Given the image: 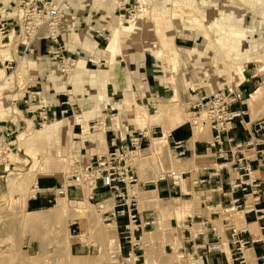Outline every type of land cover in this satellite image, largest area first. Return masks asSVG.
Wrapping results in <instances>:
<instances>
[{"label":"crops","instance_id":"0c3cea01","mask_svg":"<svg viewBox=\"0 0 264 264\" xmlns=\"http://www.w3.org/2000/svg\"><path fill=\"white\" fill-rule=\"evenodd\" d=\"M185 1L147 0L151 6L149 20L140 21L139 18L142 17L138 16L136 28L130 32H119V45L116 50L118 53L111 59L104 51L107 41L96 32L110 33L108 40L113 31L120 28L119 22L122 25L128 24L124 22L127 17L125 10L138 0H69L66 14L70 27L57 40L58 45L63 47L64 52L61 54L73 58L76 63L74 71L66 80L58 71L57 56L60 51L57 46L48 39L37 38L31 44L27 42L30 44L27 47L26 42L21 40L15 18L7 20L9 30L3 37L10 41V36L14 34L16 42L13 45L12 42L5 45L0 43V52L5 46H16L18 64L21 63L27 71L29 68L33 87L40 92L42 102L47 108V119L42 123L46 125L35 131V138L37 136V139L50 140L53 136L57 156H60L59 151L66 154L79 151L82 154V165H86L95 156L109 152L114 146L127 145L128 137L135 135L141 136L138 161L142 151L150 150L151 141L155 138L151 135L157 132L163 135L158 138L165 135L162 138L164 143L153 155L159 157V163L145 168L142 172L133 170L137 182L131 189L136 191L138 197L137 216L141 224L149 223L138 234L140 241L146 240V245H140L135 253L143 251L141 256L144 258L146 252L150 253L159 248L151 241L150 236H155L164 229L175 231L182 237L180 245H177L178 250L187 251L197 264H230V226L247 228L248 234L245 237H264V201L257 206L258 209H263V214H257V218L253 214H242L239 217L240 212L226 216L212 214L213 209L228 206L229 199L241 198L243 192L230 191L227 172L224 170L219 171V176L213 179L210 188L193 186L192 180L205 176L217 167L216 161L206 150V142L211 133L204 128L196 131L187 123L176 125L160 115L164 114L170 101L195 104L202 96H209L216 91H232L238 98L245 99L244 105L236 103L232 110L245 113L233 120L230 135L236 142L246 141L254 123L264 114V72H256L261 62L264 69V44L257 42L264 40V23L260 29L252 26L246 16L250 10L249 3L239 7V3L232 0H209L212 6L201 7L205 18L212 20L221 17L223 8L225 17L220 24L225 31L226 27L234 30L230 35L224 36L225 47H220L219 51L212 41L213 35H205L195 24H186L184 20L190 19L189 16L173 12L175 7L184 9L189 5ZM257 2L264 5V0ZM14 3L0 2V11L2 9L3 13L8 12ZM9 14L12 13L2 15ZM239 32H242L240 40ZM245 44L248 46L246 49L243 48ZM253 53L258 56H251ZM4 55L0 54V62ZM4 61L8 62L6 59ZM262 88L263 95L259 98ZM25 109L24 106L17 107L15 111H11L13 115L10 120H0V142L7 141V144H11L10 138L18 131L21 123L29 128L31 122L39 119L38 111L32 109V113L27 114ZM7 110L9 109L5 111ZM9 121L13 123L12 126H8ZM166 127L167 131L164 132ZM174 142L182 143L184 156H174ZM146 143L148 147L142 149ZM166 146L170 155L164 154ZM263 147L248 149L243 153L250 156V165L255 169L264 188V171L256 163L258 157L264 161V152L262 155L256 153ZM50 153L48 152L49 155ZM63 153L62 160L66 157ZM37 156L43 160L39 170L41 173L36 175L30 186L32 194L23 201L27 212L40 211L53 201L57 203L63 199L84 198L81 188H68L63 198L56 194V188L62 182L61 171H50L52 163H46L47 158L43 155ZM150 156L152 155L148 152V156L142 159ZM137 161L134 166L138 164ZM5 166L7 167L0 168V194L2 172H12L14 168L24 170L27 164L25 160L15 157L10 165ZM158 167H162L161 172L179 168L189 173L183 177L179 187H173L169 180H157ZM25 173L29 175L30 168ZM230 177L233 176L230 174ZM94 192L97 200L106 195L98 189ZM105 201L110 202L111 199ZM64 206L65 203L59 204L61 208ZM205 219H209L210 223L201 226ZM125 223V218L118 217L107 224L111 228L113 226V233L117 232L121 255L125 254L124 247L120 245ZM200 226L204 229L203 235L193 233L192 230L196 231L193 228ZM211 227H216L221 241L227 242L223 253L206 252L201 247L213 241ZM118 229L122 231L118 233ZM167 247L170 245L166 244L162 248L166 250ZM263 250L262 243L249 245L245 251L246 264H262L260 257ZM97 259V256H91L88 264H104Z\"/></svg>","mask_w":264,"mask_h":264},{"label":"rangeland","instance_id":"374dc122","mask_svg":"<svg viewBox=\"0 0 264 264\" xmlns=\"http://www.w3.org/2000/svg\"><path fill=\"white\" fill-rule=\"evenodd\" d=\"M10 1H14V4L16 5L19 2V0H0V2L6 3ZM58 1L59 0H56L55 2ZM234 1L239 3V7L241 5H247V3L250 4V10H248L249 12L246 13V16H248L254 28L260 29V26H262L264 23L263 3H258L257 1L259 0H252L254 2L251 0H232V2ZM138 2L139 6L135 9V13H131L133 16L130 19L126 17L128 24L124 23V25H122V22H120L122 26H129V29H131V25H133V28L131 30L128 29L129 31L127 30L126 32H130L138 26V16L142 17L139 18L140 21L147 22L149 20L151 14L150 4L147 2V0H138ZM185 2H189V5H187L184 9L181 7H175L173 12L176 13L178 11L177 14L183 12L181 14H185L186 16L190 17V19L184 20L186 24H195L197 28L203 30L204 34L206 33L208 36L213 35V37H215L214 35H217L216 32H218V30L215 29L214 31L206 32L204 23L201 22V20L211 22L214 18L212 20H207L205 16L202 18L198 13L195 16H192V13L190 14L191 16L189 15L190 11H192V8L195 10L200 9L202 6L203 8H207L205 4H201V2L196 3V0H186ZM190 3H192V5ZM17 8L18 7L15 5H12L11 10L3 13V10L1 9L0 13L1 15L13 13ZM203 8L200 10L203 11ZM221 9L223 10L222 16L217 17V22L219 24H222L221 20L225 17V11L223 8ZM20 25L22 26L21 22ZM7 29L9 30V28ZM233 31V29L230 30L229 27H226V31H224L225 37L230 35ZM7 33L8 31L5 34ZM5 34H0L1 45H5L8 42H12L11 44L13 45L14 41L16 42L14 34L10 36V41L4 39L3 36ZM24 35V31L21 29V40L23 41ZM257 42L264 44V40L261 39L257 40ZM221 46L225 47V45L221 44L216 48L220 51ZM243 48L246 49L248 46L245 44ZM15 49L16 46H5L1 48L0 52V54H5L4 59L8 60V62H5L3 59L0 62L1 121L10 120L11 115H13L11 111H15L17 107L24 106L21 99L23 98L25 89L28 85H31L32 89L30 90L38 91L33 87L34 82L33 78L29 76V68L27 71L21 63L18 64V56L15 53ZM19 56H21V54H19ZM251 56L257 57L258 54L253 53ZM111 59H113V57H111ZM256 60L258 61V58H256ZM261 66L262 64L259 63V67L256 71L257 74H262L264 72V69L260 70L263 68V66ZM29 79L32 80L29 81ZM262 95L263 88L261 89L259 98H261ZM245 98H248V96ZM6 109L9 110L6 112ZM32 109L35 110V108ZM176 115L182 117L181 119L183 123L189 120L188 114H186V111L182 108V106H180V103L176 100H173L169 102L167 109L164 110V114L160 116H162L165 120L174 121V117ZM12 124L13 123L9 121L8 126H12ZM20 125L21 126L18 128V131L14 132L10 138L11 144H7V141L0 142V152H2L0 154V168L7 167L5 166L6 164L10 165L14 161L15 157L25 160V163L27 164L24 170H18L14 168L12 172L9 170L2 172V193L0 194V264H88V259H91V256L93 255L97 256V258H99L97 260L104 264L198 263L192 255L187 253V251L178 250L177 245H180L182 237H179V234H177L175 231L169 232L164 229L159 231V233H157L155 236H150L151 241H154L155 245L157 244L159 248L150 251V253L146 252L144 258L141 256L143 251H139V253L137 251L136 255H140L138 256L137 261H134L133 259H130L127 262L124 261L123 259L127 253V250L129 249L128 243L123 240L119 234V237L121 238L120 245L124 247L125 251V254L121 255L119 253L117 232L113 233V228H111L109 225L112 230L111 231L109 226H107L110 220H107V214L104 215L103 213L112 210L114 197L109 192L100 188H98L100 192L106 193L104 198L101 200H97L95 197L92 200H89L90 196L87 195L86 190L83 187V199H63L61 201H57V203H54L53 201L52 203H49L46 208L40 211L27 212L23 206V201H26L28 196L32 194L30 193V186L35 181L36 175L41 173L39 170L41 169L43 160H40L37 155L45 156V158H47L45 159V162L52 163V165L49 167V170L61 171L60 176L62 177L67 172H70L73 169L76 170V168H80L84 165H82V161L80 160V156L82 154H80L79 151H71L69 154L59 151L60 156H57V146L56 141L53 140V136L49 138L50 140L37 139V136L35 138V131L42 128L41 126H43L40 119H37V121H34V123L31 122L29 128H27L24 124L22 125V123ZM193 128L196 131L202 130V127L200 126H193ZM204 129L206 131L208 130V128ZM166 131L167 127L164 128V132ZM151 136L158 138L163 135L157 132ZM155 138H153L152 141ZM163 143L164 141L160 143L159 147ZM147 147L148 143H146L142 149ZM158 150L159 148L153 147L148 151H142L138 161L137 157L139 150H137L135 153H131L130 157L133 164L135 161L138 163L136 166H133V170L138 169V171L142 172L145 168L159 163V157H156V155L153 156ZM110 151H112V149ZM48 152H51L50 155ZM148 152L152 156L142 159L143 157L148 156ZM61 153L66 155L65 159L63 160ZM164 154L170 155L168 146H166ZM28 168H30L29 175L25 173ZM161 171H163L162 167H158L156 175ZM128 192L130 196L137 194L136 191L131 189V187H129ZM59 196L63 198L65 194ZM109 199H111L110 202L105 201ZM71 201L74 203H71ZM62 203H65L66 205L63 208L59 207V204ZM99 203H104L105 206L103 209H100ZM241 215L242 213H239L238 216L241 217ZM77 216L81 217L75 218ZM73 218H75V220L72 224H69L70 220ZM193 229L196 230H192L193 233L201 231V226L194 227ZM121 231L122 229H118V233ZM138 234L139 232L136 233L137 237L139 236ZM166 244H169L170 247H167L166 250H164L162 247H164ZM140 245L145 246L146 240L139 241V247H141Z\"/></svg>","mask_w":264,"mask_h":264},{"label":"built area","instance_id":"2783aa9c","mask_svg":"<svg viewBox=\"0 0 264 264\" xmlns=\"http://www.w3.org/2000/svg\"><path fill=\"white\" fill-rule=\"evenodd\" d=\"M196 1L199 3L204 0ZM68 4L69 0H59L58 2L54 0H19L17 5L15 4L18 7L16 9L17 14L16 11L10 16H3L0 13V34H5L8 31L7 20L15 17L20 32L21 29L24 31L25 39L31 40L33 37L32 40L34 41L37 38H44L57 46L60 51L57 56L58 70L65 80L74 71L75 60L61 54L64 52L63 47L58 45L57 40L58 36L70 27L66 14ZM138 6L139 2L125 10L128 19L133 16L131 13H135ZM124 22H127L126 19ZM96 34L106 42L110 33L104 34L97 31ZM31 41L30 44L33 42ZM25 44H27V47L30 45ZM30 89H32L31 85H28L21 99L22 104L25 106L27 114L32 113V108H35V111H38V118L43 123L47 119V108L42 102L40 92ZM179 103L189 116V120L185 123L189 126L208 128L210 131L211 135L206 142V150L212 155L217 164V167L207 172L205 176L192 180V185L198 188H210L213 179L219 176V171L224 170L227 172L230 191L243 192L241 198L229 199L228 206L213 209L211 213L226 216L230 213L240 212L242 214H253L256 218L257 214L262 215L263 209H258L257 206L264 201V188L256 175L255 169L250 165V156L244 155L243 151L264 146V114L254 123L249 138L244 142H236L230 135L232 123L235 118L245 112H235L232 110V106L236 103L244 105V98H238L232 91L219 90L209 96H202L195 104L190 102ZM172 147L176 151L175 157L185 155L181 142H174ZM140 148L141 136H129L127 145L114 146L112 151L97 155L86 165L64 174L60 186L55 191L58 195H64L68 188L82 189V187H86L90 189L89 200L94 198L93 192L98 188L113 195L112 210L104 212V215L107 214V220L118 217L126 219L122 236V239L128 243L129 248L123 259L126 262L130 259L138 260V255L134 251L139 248L140 239L136 236V233L149 224H141L139 221L136 211L138 197L136 195L130 196L128 192L129 187L137 182V178L133 166L126 162V158L129 152ZM262 152H264V147L256 151L259 155H262ZM256 163L261 171H264V161L259 160L258 157ZM188 173L184 169H171L158 173L157 180H169L173 187H179L181 180ZM230 174L233 176L232 178ZM207 223H210L209 219H205L200 225L205 226ZM210 232L213 241L205 243L201 247L206 252L223 253V248L227 242L221 241L216 227H211ZM203 233V228L197 232L198 235H203ZM247 234V228L230 226V264H246V248L254 243L264 244V237H245L244 235ZM260 260L264 264V250Z\"/></svg>","mask_w":264,"mask_h":264},{"label":"bare ground","instance_id":"6f19581e","mask_svg":"<svg viewBox=\"0 0 264 264\" xmlns=\"http://www.w3.org/2000/svg\"><path fill=\"white\" fill-rule=\"evenodd\" d=\"M196 3H197V1H196ZM205 4V6L207 7V8H209L210 6H212V4L210 3V1L209 0H204V1H201V4ZM141 8V7H140ZM141 9H143V8H141ZM201 9V8H200ZM200 9H193L192 8V11H190V13H189V15L191 14L192 16H195L197 13L199 14V15H201V17L203 18L204 17V14L205 13H203V11L202 10H200ZM177 10H179V9H177ZM189 11V10H188ZM142 12V11H141ZM144 12V11H143ZM180 12V11H179ZM222 12V11H221ZM221 12H219L220 14H221ZM176 13H178V11L176 12ZM181 13H183V12H181ZM180 13V14H181ZM218 13V14H219ZM16 14H17V12H16ZM188 14V13H187ZM10 15H13V14H9L8 16H10ZM190 15V16H191ZM222 15V14H221ZM205 19V18H204ZM201 22L202 23H204V26H205V31L206 32H211V31H214L215 29L216 30H218V32H216V34L217 35H214L215 37H213V43L215 44V45H217V46H219V45H225V38H224V28L223 27H221V24H219L218 22H217V19L215 18V19H213L211 22H206V20H201ZM120 23V22H119ZM132 23V22H131ZM132 26V28H133V25H131ZM121 28V29H120ZM120 28H118V29H115L114 31H113V34L108 38V40H107V46H106V48L104 49V51H105V53L111 58V57H113L114 58V56L116 55V53H118V52H116V50H117V48H118V45H119V32H126L128 29H129V26H122L121 25V23H120ZM131 28V29H132ZM131 29H129V30H131ZM128 30V31H129ZM14 32V31H13ZM12 32V33H13ZM235 36H238V35H236L235 34ZM33 38V37H32ZM32 38H31V40H32ZM242 38V32H239V40ZM31 40H28V39H25L24 38V42H30ZM253 40V39H252ZM33 41V40H32ZM31 41V42H32ZM222 47H224V46H221V48ZM261 64H262V62H261ZM259 66V65H258ZM262 66H263V64H262ZM261 66V67H262ZM263 68H261L260 70H262ZM14 73H15V71H14ZM259 73V72H258ZM252 97V96H251ZM156 107H158V106H156ZM154 111H155V108H154ZM158 111V110H157ZM156 111V112H157ZM187 114V113H186ZM182 117H180L179 115H176L175 117H174V121H173V123L174 124H176V125H178V124H181V123H183L182 122V119H181ZM44 126V125H43ZM45 128V127H44ZM166 134V133H165ZM164 137H165V135H164ZM164 137H162V138H164ZM162 138H155L153 141H152V146H151V148H153V147H155V148H159V145H160V143H162L163 142V139ZM150 148V149H151ZM1 150H3V149H1ZM139 150V149H138ZM137 151V150H136ZM2 152H0V154H1ZM4 153V152H3ZM131 153H134V151H131V152H129L128 153V156H127V158H126V162L128 163V164H130V165H132V166H134V164H133V162H132V159H131V157H130V155H131ZM101 155V154H100ZM85 188V190H86V193H87V195L89 196L90 195V189L89 188H86V187H84ZM83 187H82V189H84ZM84 191V190H83ZM85 193V194H86ZM86 195V196H87ZM100 204V203H99ZM105 205H104V203H101L100 204V209H103V207H104ZM107 209V208H106ZM104 213V212H103ZM80 217V216H79ZM76 218V217H75ZM74 218V219H75ZM74 219L73 220H71L70 222H69V224H71V223H73V221H74ZM113 228V227H112Z\"/></svg>","mask_w":264,"mask_h":264}]
</instances>
